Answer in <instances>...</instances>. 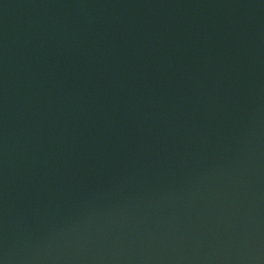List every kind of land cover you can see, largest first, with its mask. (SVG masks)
I'll use <instances>...</instances> for the list:
<instances>
[{
  "label": "water",
  "instance_id": "water-1",
  "mask_svg": "<svg viewBox=\"0 0 264 264\" xmlns=\"http://www.w3.org/2000/svg\"><path fill=\"white\" fill-rule=\"evenodd\" d=\"M0 264H264V0H0Z\"/></svg>",
  "mask_w": 264,
  "mask_h": 264
}]
</instances>
